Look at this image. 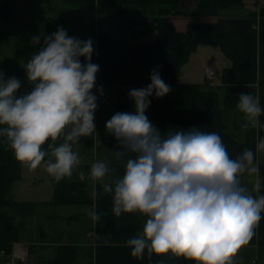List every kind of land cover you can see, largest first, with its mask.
Listing matches in <instances>:
<instances>
[{"label": "clouds", "instance_id": "obj_1", "mask_svg": "<svg viewBox=\"0 0 264 264\" xmlns=\"http://www.w3.org/2000/svg\"><path fill=\"white\" fill-rule=\"evenodd\" d=\"M31 42L40 47L23 65L29 90L20 91L23 81L0 71V138L18 160L32 169L43 162L60 181L81 163L73 145L97 131L93 89L100 65L92 62L93 39L70 36L63 26L33 35ZM158 68L147 86L128 92L135 110L117 111L106 121V134L118 147L111 159L92 163L91 178L113 194L115 215H146L142 233L127 240L132 256L142 259L147 250L149 256L171 252L198 264H235L264 212V136L257 134L255 150L244 148L233 157L215 131L192 127L165 134L146 115L151 97L171 91ZM98 90L103 94L102 85ZM237 107L249 122L243 128L264 127L259 95L241 92ZM244 173L253 177L251 191L241 183ZM79 175L85 178L83 172ZM92 195H97L95 189ZM89 215L99 219L94 208Z\"/></svg>", "mask_w": 264, "mask_h": 264}, {"label": "trees", "instance_id": "obj_2", "mask_svg": "<svg viewBox=\"0 0 264 264\" xmlns=\"http://www.w3.org/2000/svg\"><path fill=\"white\" fill-rule=\"evenodd\" d=\"M65 1L88 8L97 15L107 13L130 17L135 22V27L138 23L136 17L159 15L147 29L130 25L129 39L116 47L115 54L119 57L117 59L110 48L116 42L107 34L102 33L96 42L93 41L92 62L100 65L97 85L115 86L119 89L127 86L145 87L151 82V71L159 66L161 77L171 86V91L162 98H150L151 104L146 115L154 125L165 134L175 129L192 127L215 131L220 134L233 157L244 148L255 150L257 134L264 136V127H250L245 141H236L226 131L224 109L221 107L218 92L205 90L204 86L207 84L180 83L178 77L191 55L201 45H217L231 60V66L225 68L222 75V85L226 87L224 106L227 109H236L239 94L249 92L259 95L261 106L264 107V7L259 9L258 19L255 11L249 17L223 15L224 11L243 8L245 0H197L188 10L183 7L187 0ZM257 4L256 0L255 5ZM177 17L188 19L181 30L173 21ZM149 32H152L150 40L142 39ZM81 60L83 62L84 57ZM16 77L23 81L20 91L30 89L26 74L21 73ZM100 81L103 83L100 84ZM126 97L123 95L120 100H115V113L121 109L135 110L134 104H129ZM259 119L264 124V114ZM87 138L88 136L80 139L85 141ZM47 159L46 156L45 160ZM24 165L25 163L16 158L8 142L0 138V255L4 252L6 256H12L14 245L20 240L21 228L36 212L35 202L14 198L13 184L22 177ZM119 172L123 173L122 167ZM261 174L264 175V164H261ZM94 189L97 193L95 197L92 195ZM260 194H264V187ZM42 204L94 205L99 216V219L94 220L95 227L90 229L91 234L81 233L85 244L77 245V242H73L74 246L60 245L57 248V257L46 260L48 264H76L81 255L88 256L91 264H198L194 259L176 256L171 252H153L149 256L145 250L142 259L132 256L127 240L139 235L143 231L144 223L135 212L115 215L113 194L104 192L101 183L93 187L86 179L55 180L52 199ZM84 216L73 215L69 220L82 221ZM245 246H253L257 250L252 263L260 264L259 258L264 254V212L261 213L260 226H256L252 239ZM36 248V245H31L29 251Z\"/></svg>", "mask_w": 264, "mask_h": 264}, {"label": "rangeland", "instance_id": "obj_3", "mask_svg": "<svg viewBox=\"0 0 264 264\" xmlns=\"http://www.w3.org/2000/svg\"><path fill=\"white\" fill-rule=\"evenodd\" d=\"M196 1L187 0L183 6L184 9L188 10ZM257 1L258 4L256 6V0H245L246 4L243 8L230 9L222 13L224 16L230 17H249L255 11L258 18V14H260L259 9L264 7V0ZM158 16L154 14L138 16L136 17L138 20L136 27L142 30L147 29ZM187 20V18L177 17L173 21L178 29L181 30L185 27ZM131 24L134 26L135 22L130 17L107 13H98L97 15L88 8L81 5L69 4L65 0H0V71L5 73V78L13 75L17 76L21 73L26 74L23 65L32 52L37 47H40V45H34L31 42V37L33 35H41L42 33L51 34L59 26H63L70 36L81 39L91 37L94 42L97 41L100 34H107L114 43L116 42V46H110V48L112 49L114 58L117 59L119 57L115 54L116 47L129 39ZM151 36L152 32H149L142 39L150 40ZM42 43L43 39H41ZM230 66L231 60L228 59L219 46L201 45L182 68L178 82L181 80L180 82L184 83L204 84L206 82V71L212 69L214 74L210 80L213 83L209 82V86H218L217 83H220L218 79L222 80L223 67ZM207 67L210 68L206 70ZM122 88H125L122 89V92L125 91L124 94L130 91L126 89H133L131 86ZM103 90L105 91L101 96L106 97L108 103L103 104L100 101L98 102L101 113L100 111L98 112L97 131L90 137L88 136L90 138L88 142H86L87 139L85 141L80 139L81 143L78 142L73 145V149L80 155V164L87 163V165L91 166L97 159H111L112 149L118 147L116 139L111 135L103 133V129H106L105 124L107 119H110L115 113V100L117 98L120 100L121 96L115 94L116 91H119V89H115V86L103 87ZM218 95L221 107L224 109L223 120L226 125V131L236 141H245V133L248 128L245 129L242 125L249 123L246 120L245 114L238 107L236 109H227L223 104L224 94L220 92ZM124 96L126 97V95ZM126 99L129 104H134L129 96ZM235 125L238 127L236 128ZM95 137L97 140L96 145ZM57 142L59 143L60 141L58 140ZM260 159L262 161L261 164H264V154L260 155ZM80 164L78 166H81ZM77 167L74 169L71 177L65 178H77ZM38 169L44 172L47 177H42L41 180H34L32 178L33 171H38ZM85 177L86 181L93 187L98 183V181H91L93 179L91 178L89 169ZM51 178L53 177L46 171V165L43 162L36 169H32L25 164L22 170V177L13 184L12 188L16 200L31 199L32 202L37 204L35 214L21 228V233L27 240L37 242L41 240L40 243L42 245L40 246V250L42 253L40 254L42 255L40 258H35L37 264H48L46 260H52L57 257V248L60 245L70 244L74 246L73 242H77V245H80V243H83L81 233L88 235L95 227V222L89 215V211L94 208V205L74 204L61 206L42 204L44 203L42 201L48 202L53 197L54 181L50 180ZM241 183L251 191L253 177L247 173L241 174ZM135 214L141 219L142 223H146L147 217L145 214L139 211L135 212ZM72 215L85 216L82 218V221L80 219L78 221H70L69 217ZM257 226H260V222ZM41 228L43 230H41L40 234ZM72 228L73 231L69 232ZM258 231L259 228L256 231V235H258ZM256 251L251 246H242L234 257L235 264H255L252 263V257ZM15 261L16 264L22 263V259L19 258H16ZM259 263L264 264V254L259 258ZM0 264H5L2 255H0ZM24 264L30 263L26 262ZM76 264H91V261L88 256L81 255L77 258Z\"/></svg>", "mask_w": 264, "mask_h": 264}, {"label": "crops", "instance_id": "obj_4", "mask_svg": "<svg viewBox=\"0 0 264 264\" xmlns=\"http://www.w3.org/2000/svg\"><path fill=\"white\" fill-rule=\"evenodd\" d=\"M210 67H207L206 68V70L207 69H209ZM225 68H228V67H225ZM224 67H223V70L225 69ZM205 70V71H206ZM207 72V71H206ZM214 72V71H213ZM222 75H223V72H222ZM206 80V82L204 83V85L205 84H207V85H205V86H207V87H205L204 86V89L205 90H208V91H216V92H218V94L220 93V92H222L223 94H225V86H223L222 85V80L220 81V79H218L219 80V82L220 83H217L216 81V83H217V85L218 86H209V82L211 83L212 82V80H210V79H208V78H206L205 79ZM181 81V80H180ZM179 81V82H180ZM180 83H184V82H180ZM213 83V82H212ZM198 84H201V83H198ZM128 87V86H127ZM126 87V88H127ZM131 87H133V88H135L134 86H131ZM223 88V90H221ZM116 89V88H115ZM117 89H119V88H117ZM122 89H125V88H122ZM122 89H119V91H116L115 92V94H117L118 93V95L119 96H121L122 97V95H126V93L124 94V92H122ZM126 90H131V89H126ZM94 92H95V94L97 95V97H98V102L100 101L101 102V95H103V94H101V91H99L98 89H95V90H93ZM105 90H103V92H104ZM122 92V93H121ZM129 91H127V93H128ZM127 97H128V94H127ZM102 103V102H101ZM100 111V113H101V108L100 107H98V109L96 110V112H95V123H96V126L98 125V112ZM109 118V117H108ZM108 120V119H107ZM235 127L237 128L238 126L237 125H235ZM251 127V126H250ZM249 127V128H250ZM248 130V129H247ZM247 132V131H246ZM103 133H105L106 134V129H103ZM246 134V133H245ZM90 137V136H89ZM87 138V141L86 142H88L89 141V139L90 138ZM80 143H81V141H79ZM97 144V140H96V137H95V145ZM81 166H78L77 167V170H76V174L78 175V177L77 178H74V179H80V175H79V173L80 172H83L84 173V177H85V174L87 173V170L89 169V171H90V169H91V166L90 165H87V163H83V164H80ZM75 169V168H74ZM74 171V170H73ZM42 177H47V175L44 173V172H42L40 169H38V171H33V179L34 180H41V178ZM86 178V177H85ZM84 178V179H85ZM50 180H53V181H55V179H53V178H51ZM91 181H94V180H91ZM98 183H101V182H99L98 181ZM20 201H29V202H32L31 201V199H21ZM42 202H47V201H42ZM73 216V215H72ZM28 221V220H27ZM27 223V222H26ZM41 230H43L42 228L40 229V234H41ZM73 231V228L69 231V232H72ZM41 242V240L40 241H30V240H27L26 238H24L23 237V234L21 233V235H20V240H19V242H17V243H15V245H14V249H13V254H12V256H13V258L16 260V258H19V259H22V263L21 264H24V263H26V262H29L30 264H37L36 263V259L37 258H40L41 257V255L42 254H40V253H42L41 252V250H40V246L42 245V243H40ZM31 245H36L37 246V248L36 249H34V250H32V251H29V247L31 246ZM245 246V245H244ZM252 248H253V246H251ZM256 254V253H255ZM3 256V255H2ZM3 258H4V261H6V257L5 256H3ZM36 258V259H35ZM35 259V260H34ZM47 259H51V258H47ZM252 259H253V257H252ZM32 261V262H31Z\"/></svg>", "mask_w": 264, "mask_h": 264}, {"label": "built area", "instance_id": "obj_5", "mask_svg": "<svg viewBox=\"0 0 264 264\" xmlns=\"http://www.w3.org/2000/svg\"><path fill=\"white\" fill-rule=\"evenodd\" d=\"M213 74H214V72H213V70L212 69H209V70H207V72H206V76H207V78L208 79H211L212 77H213ZM98 82V81H97ZM103 83V81H100V84H102ZM98 86V85H97ZM107 98L106 97H102L101 98V102L102 103H107ZM3 254H4V252H3ZM6 264H15V262H14V260H11V261H7V263Z\"/></svg>", "mask_w": 264, "mask_h": 264}]
</instances>
